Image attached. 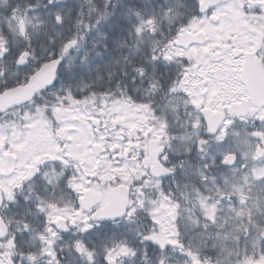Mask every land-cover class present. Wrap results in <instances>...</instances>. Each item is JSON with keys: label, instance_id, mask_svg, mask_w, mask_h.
Instances as JSON below:
<instances>
[{"label": "snow or ice", "instance_id": "1", "mask_svg": "<svg viewBox=\"0 0 264 264\" xmlns=\"http://www.w3.org/2000/svg\"><path fill=\"white\" fill-rule=\"evenodd\" d=\"M0 264H264V0H0Z\"/></svg>", "mask_w": 264, "mask_h": 264}]
</instances>
